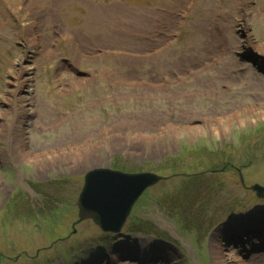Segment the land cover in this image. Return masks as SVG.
Wrapping results in <instances>:
<instances>
[{"label": "rangeland", "instance_id": "obj_1", "mask_svg": "<svg viewBox=\"0 0 264 264\" xmlns=\"http://www.w3.org/2000/svg\"><path fill=\"white\" fill-rule=\"evenodd\" d=\"M258 48L264 0H0V264H218L215 246L237 264L264 250V196L249 188L264 187ZM47 144L53 159L26 157ZM94 168L164 178L104 232L77 216Z\"/></svg>", "mask_w": 264, "mask_h": 264}, {"label": "water", "instance_id": "obj_2", "mask_svg": "<svg viewBox=\"0 0 264 264\" xmlns=\"http://www.w3.org/2000/svg\"><path fill=\"white\" fill-rule=\"evenodd\" d=\"M159 178L153 174L120 175L107 169L89 172L77 200L79 219L91 218L103 230L119 231L142 190ZM252 189L264 195L262 187L254 185Z\"/></svg>", "mask_w": 264, "mask_h": 264}, {"label": "bare ground", "instance_id": "obj_3", "mask_svg": "<svg viewBox=\"0 0 264 264\" xmlns=\"http://www.w3.org/2000/svg\"><path fill=\"white\" fill-rule=\"evenodd\" d=\"M246 42H247V39H246ZM259 49L260 50H258V55L259 56L263 55V53H264L263 49L262 48H259ZM24 71H25V69H23V72ZM26 81H27L26 77L23 76L20 86L22 87V83L24 85L26 83ZM22 103H23V105L26 104L25 98L22 99ZM47 145H48V147H46V148L40 147V148L36 149L35 152L32 154L26 152L25 153L26 157L28 155V157H30V160H32V161L37 160L38 161V159H41V158L45 157L46 154H49V157L53 159L56 155V150H57L56 145L55 144H47ZM74 150L80 152L78 147H75ZM73 155L76 156V153H74V154L70 153L69 154V156H73ZM247 233L248 232L246 231L243 233V235H245ZM256 250H259V252H256L250 258L248 257L246 260H242V259L238 260L237 264H262V263H264V250H262V249L260 250V247H258ZM214 255H216V260H217L218 264H233L230 261H228L229 255H225V253L221 251L219 246H215Z\"/></svg>", "mask_w": 264, "mask_h": 264}, {"label": "trees", "instance_id": "obj_4", "mask_svg": "<svg viewBox=\"0 0 264 264\" xmlns=\"http://www.w3.org/2000/svg\"><path fill=\"white\" fill-rule=\"evenodd\" d=\"M138 221H139V220H138ZM134 230H136V229H135V228H132V229H131V231H134Z\"/></svg>", "mask_w": 264, "mask_h": 264}]
</instances>
